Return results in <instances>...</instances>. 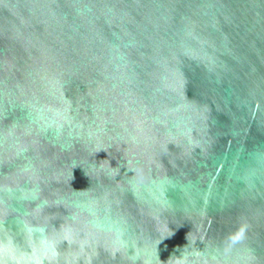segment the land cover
Returning a JSON list of instances; mask_svg holds the SVG:
<instances>
[{
  "label": "water",
  "instance_id": "95a60500",
  "mask_svg": "<svg viewBox=\"0 0 264 264\" xmlns=\"http://www.w3.org/2000/svg\"><path fill=\"white\" fill-rule=\"evenodd\" d=\"M0 264H264V0H0Z\"/></svg>",
  "mask_w": 264,
  "mask_h": 264
},
{
  "label": "clouds",
  "instance_id": "9594fccd",
  "mask_svg": "<svg viewBox=\"0 0 264 264\" xmlns=\"http://www.w3.org/2000/svg\"><path fill=\"white\" fill-rule=\"evenodd\" d=\"M240 237L239 236H237V239H239Z\"/></svg>",
  "mask_w": 264,
  "mask_h": 264
}]
</instances>
